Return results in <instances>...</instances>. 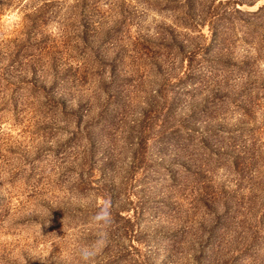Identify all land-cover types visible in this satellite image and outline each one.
<instances>
[{"label": "rangeland", "instance_id": "obj_1", "mask_svg": "<svg viewBox=\"0 0 264 264\" xmlns=\"http://www.w3.org/2000/svg\"><path fill=\"white\" fill-rule=\"evenodd\" d=\"M0 264H264V0H0Z\"/></svg>", "mask_w": 264, "mask_h": 264}, {"label": "clouds", "instance_id": "obj_2", "mask_svg": "<svg viewBox=\"0 0 264 264\" xmlns=\"http://www.w3.org/2000/svg\"><path fill=\"white\" fill-rule=\"evenodd\" d=\"M89 255H90L89 253H85L84 259H87Z\"/></svg>", "mask_w": 264, "mask_h": 264}]
</instances>
